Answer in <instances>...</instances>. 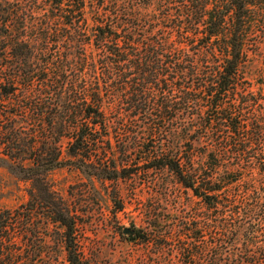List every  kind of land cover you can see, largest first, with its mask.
<instances>
[{"label": "trees", "instance_id": "obj_1", "mask_svg": "<svg viewBox=\"0 0 264 264\" xmlns=\"http://www.w3.org/2000/svg\"><path fill=\"white\" fill-rule=\"evenodd\" d=\"M22 4L0 0V154L30 185L24 203L0 211V264H36L39 208L61 228L47 264H65L61 249L66 264H91L76 212L44 186L62 167L107 191L114 215L119 181L172 176L157 181L166 212L127 233L162 264H174L173 249L177 264H264V64L258 90L243 76L264 0H51L70 24L97 14L89 29L51 33L6 27ZM193 196L196 214L176 223L171 207Z\"/></svg>", "mask_w": 264, "mask_h": 264}, {"label": "rangeland", "instance_id": "obj_2", "mask_svg": "<svg viewBox=\"0 0 264 264\" xmlns=\"http://www.w3.org/2000/svg\"><path fill=\"white\" fill-rule=\"evenodd\" d=\"M23 0L24 9L22 18L12 16L8 18L4 25L9 28L25 29L27 31L54 32L57 29L74 30L89 29L94 25L97 14L93 11L87 14V20L80 22H67L66 15L70 9L64 10L53 7L51 0ZM110 10L112 7L108 3L105 7ZM89 10L90 8L87 7ZM95 10V8H93ZM19 10V14L21 11ZM119 16L120 13H119ZM112 18L114 15L111 16ZM2 22V20H0ZM3 23V22H2ZM258 40H264L260 31L253 33L249 37L247 46L250 58H254L252 67L247 66L243 70L244 82H250L253 90H258L259 74L261 65L264 64L263 46L256 44ZM32 43H41L40 40L31 39ZM50 41L48 42V44ZM70 42L63 41V45ZM264 45V42L261 43ZM256 52V54H254ZM118 138V139H117ZM112 141L114 148H121L124 137H117ZM150 145L158 146L159 137L150 141ZM65 145V144H64ZM99 146H103L99 144ZM172 180V176L161 175L155 172L141 173L128 181H119L118 189L124 200V209L114 215L112 202L106 196V192L98 183L95 189H91L90 184L81 173L70 167H62L49 171L45 176L44 186L54 191L61 199L64 206L71 212H76L78 225L76 227V237L79 247L83 251L84 257L91 264H162L163 255H156L154 245H146L145 240H131L127 233H123L125 227L142 228L147 230L150 217L158 215L160 218L166 212L167 194L157 184L159 179ZM29 181H25L10 167V162L0 154V211L7 208H15L28 199L27 190ZM113 187L110 185L109 190ZM112 190V189H111ZM176 191V190H175ZM109 192V191H108ZM174 191H171L172 195ZM184 196V193H183ZM83 200L78 203V200ZM184 199V197H183ZM193 204L185 207L178 204L171 207V218L176 219V223L188 222L190 216L196 214V209L200 203L193 196ZM152 208V211L150 210ZM46 209H38L37 222L38 232V254L36 264H47L50 260L54 262L56 245L55 239L61 234V228L48 221ZM187 216L184 218L183 216ZM173 220V221H174ZM163 223V222H162ZM185 238L191 241L192 235L185 231ZM153 242V241H152ZM177 245V241L174 242ZM61 263H65V252L60 250ZM167 254L172 255V260L178 259L176 250H167ZM56 258V257H55ZM163 261V260H162Z\"/></svg>", "mask_w": 264, "mask_h": 264}, {"label": "water", "instance_id": "obj_3", "mask_svg": "<svg viewBox=\"0 0 264 264\" xmlns=\"http://www.w3.org/2000/svg\"><path fill=\"white\" fill-rule=\"evenodd\" d=\"M123 232L124 233H132L133 232V228H131V227H125V228H123Z\"/></svg>", "mask_w": 264, "mask_h": 264}]
</instances>
